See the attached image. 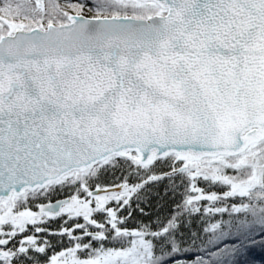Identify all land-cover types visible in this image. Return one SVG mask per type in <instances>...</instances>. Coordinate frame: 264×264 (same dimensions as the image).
<instances>
[{"label": "snow or ice", "instance_id": "6c2138e0", "mask_svg": "<svg viewBox=\"0 0 264 264\" xmlns=\"http://www.w3.org/2000/svg\"><path fill=\"white\" fill-rule=\"evenodd\" d=\"M250 245L264 0H0V264H240Z\"/></svg>", "mask_w": 264, "mask_h": 264}, {"label": "trees", "instance_id": "16d2710c", "mask_svg": "<svg viewBox=\"0 0 264 264\" xmlns=\"http://www.w3.org/2000/svg\"><path fill=\"white\" fill-rule=\"evenodd\" d=\"M233 215L238 216L241 214H233ZM214 219L227 220L229 219V216L227 213H225L223 216H221L220 214H217V217ZM53 227H55V225H53ZM199 227H200V222H196L193 230H196ZM206 235L207 234L201 233L202 237H205ZM222 246L223 244L218 245V246H211L210 250L215 251L217 247H222ZM188 255L190 258L194 259L197 255H204V253L192 251ZM237 260L238 262H240V264H264V247H261L259 245H250L248 251L245 252L242 257H238Z\"/></svg>", "mask_w": 264, "mask_h": 264}, {"label": "flooded vegetation", "instance_id": "af4514ba", "mask_svg": "<svg viewBox=\"0 0 264 264\" xmlns=\"http://www.w3.org/2000/svg\"><path fill=\"white\" fill-rule=\"evenodd\" d=\"M47 0H45L46 2ZM59 2L61 3V5H64L65 4V0H59ZM73 2H75V0H73ZM85 16L87 17H91L94 13L93 12H90L88 11L87 9H85L84 13H83Z\"/></svg>", "mask_w": 264, "mask_h": 264}, {"label": "water", "instance_id": "95a60500", "mask_svg": "<svg viewBox=\"0 0 264 264\" xmlns=\"http://www.w3.org/2000/svg\"><path fill=\"white\" fill-rule=\"evenodd\" d=\"M87 17V16H86ZM90 18V17H89Z\"/></svg>", "mask_w": 264, "mask_h": 264}]
</instances>
